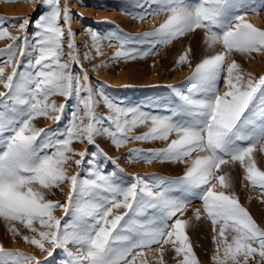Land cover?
<instances>
[{"label": "snow or ice", "instance_id": "6c2138e0", "mask_svg": "<svg viewBox=\"0 0 264 264\" xmlns=\"http://www.w3.org/2000/svg\"><path fill=\"white\" fill-rule=\"evenodd\" d=\"M40 2L49 5V11L34 22L37 29L34 51L38 54L34 63L29 61V69L32 70L18 72L14 68L12 74L4 79L3 68L0 67V84L7 90L0 91V105L7 108L5 102L13 101L10 114L0 113V131L12 133L7 137L0 136V217L10 223L9 230L19 236L20 232L11 225V222L19 221L39 236H23L25 242L41 251L47 250L44 241L50 243L54 250L62 249L67 257L65 264H133L136 256L142 255V252L134 254L135 249L150 248L153 244L162 248L163 244L169 243L177 255L183 254L181 264H198L185 231L188 222L177 218L171 225L167 224L178 213L182 215L186 207L185 201L170 195L168 188L154 192L142 177L136 178L137 182L130 186H122L102 174H96L97 179L93 181L79 180L78 174L68 176L64 167L71 159L69 153L80 157L75 160V166H80L86 155L85 152H74L71 147L74 140L94 144L96 136L106 134L119 147L129 139L167 141L170 133L174 132L177 139L171 140L165 149L146 154V159L147 162L153 159L183 161L191 153H197L183 179L174 183L190 188L203 187L200 199L214 226L213 231H217L215 226L220 224L216 242L218 252L222 247L223 256H214L215 264H240L238 257H243V264H248L250 259L255 264H264V230L258 227L234 195L215 192V184L209 180L228 157L245 166L246 179L253 186L264 189V171L257 168L252 155L256 146L264 150V128L253 130L251 135L241 134L242 117L257 88L264 85V76L254 80L249 74L245 80L238 73L239 65L232 61L226 69L225 82L229 90L221 94L216 87L220 74L225 70L226 53H264V30L246 22L244 15L234 14L235 0H196L195 4L189 0H156V10L146 16L164 12L167 13L166 19L154 32L145 33L139 39L155 37L161 44H166L188 32L204 29L208 47L222 44L225 51L204 58L190 77L203 93L196 99L183 96L181 112L192 117L190 122L150 115L137 107H121L103 91L100 95L111 114L101 117L96 113L98 101L94 99L89 77L70 70L71 63H79V57L74 54V33L70 27L66 30L61 26V11L63 23H70L67 6L61 9L59 0ZM27 25L28 21L24 20L19 27L23 30ZM66 34L69 42L65 57L63 41ZM91 36L97 52H100L101 37L95 32ZM3 38L19 39L0 29V39ZM15 47L13 44L3 50L9 54L7 63L14 58ZM123 47L121 43V49ZM19 52L21 56L27 54L24 48ZM122 57L134 59L135 53L125 50L115 53V58ZM186 59V54L181 55L179 62L184 63ZM52 95L66 99L74 97L77 109L70 125L61 133L65 138L54 142L51 139L38 141L45 130L32 126L34 118L48 116L50 112L62 113L65 108L64 104L58 107L55 103L49 104L47 101ZM81 110L83 116L79 115ZM52 118L59 121L60 115ZM84 119H87V124L83 123ZM105 121L109 126H104ZM149 122L147 132L129 137L132 129ZM244 140L252 143L249 146L238 143ZM48 149L53 151L49 153ZM92 162L88 161L89 164ZM217 179L221 186H231L227 176L221 175ZM65 181L71 186L67 203L45 199L44 190ZM85 194L87 199L83 203L76 201L77 196ZM56 208H63L65 215L71 212L76 222L66 223L61 228V220L53 215ZM121 208L125 211L113 216V210ZM147 209L155 210L159 215L158 224L140 223L134 219ZM87 218H91V222ZM196 218H200L199 210ZM36 221L40 229L34 227ZM131 234L136 238L130 239ZM70 244L77 247V253L68 250ZM253 244L258 247H253ZM52 255L53 252H49V256ZM34 260L33 256L0 245V264H33ZM36 264L40 262L36 261Z\"/></svg>", "mask_w": 264, "mask_h": 264}, {"label": "rangeland", "instance_id": "374dc122", "mask_svg": "<svg viewBox=\"0 0 264 264\" xmlns=\"http://www.w3.org/2000/svg\"><path fill=\"white\" fill-rule=\"evenodd\" d=\"M189 3L195 4L196 0H189ZM235 5L234 14L244 15L246 22L264 30V0H235ZM59 6L61 9L67 6L69 10L70 23H63V11H61V26L66 30L70 27L74 33L76 45L74 54L79 57V63H71L70 70L74 74H86L89 77L94 99L98 101L96 113L99 116L106 117L111 114L100 95L103 91L121 107H137L150 115L169 117L174 121L190 122L192 120L191 116L181 112L184 105L183 96L196 99L201 98L203 93L190 77L196 65L204 58L225 51L222 44L209 48L205 42L204 29L188 32L166 44H161L155 37L139 39L145 33L154 32L166 19L167 13L164 12L146 16L147 13L156 10L158 6L156 0H59ZM47 11H49V5L41 4L40 0H0V29L11 37L19 38L17 41L9 38L0 39V67L3 68L4 79L12 74L14 68L18 72L32 70L29 69V61L34 63L38 54L34 51L37 31L34 22ZM142 15L146 18L141 20L139 17ZM24 20L28 21V25L22 30L19 25ZM93 32L101 37L100 52H97L92 40ZM109 38H112L111 42ZM68 42L69 37L66 34L63 41L65 57L68 53ZM121 43L124 45L123 49H121ZM13 44L16 45L13 49L15 56L11 63H7L9 54L3 50ZM20 48H24L27 54L21 56ZM121 50L135 53V58H115V53ZM145 52L149 54L144 55ZM185 54L186 61L180 63V56ZM225 61V70L216 82V87L221 94L229 90L225 82L228 75L226 69L232 61L239 65L238 73L245 80L249 78V74L254 80L264 76V53H226ZM65 62L68 61L65 59ZM0 91H7L2 84H0ZM47 102L55 103L57 107L64 104V111L50 112L48 116H36L31 123L34 128L45 130L38 141L51 139L54 142L58 138H65L61 133L70 125L73 112L77 109V102L74 97L66 99L59 95L50 96ZM5 104L7 108L0 105V113L10 114L13 110V101L7 100ZM55 115H60L59 121L52 118ZM79 115H84L82 110ZM242 120L244 121L242 135H251L253 130L264 128V85L257 88ZM87 122V119H84L83 123L87 124ZM104 126H109L108 121L104 122ZM149 127L150 122L147 125H138L128 135L129 137L143 135ZM10 135H12L10 131H0V136ZM177 138L176 133L173 132L170 133L167 141L129 139L119 147L113 144L106 134L96 136L94 144L74 140L71 144L74 152H85L86 155L82 164L75 166V160L80 157L69 153L71 159L64 167L68 176L78 174L79 180L93 181L97 179L96 174H102L109 176L115 183L130 186L137 182L136 178L142 177L144 183L154 192L168 188L169 194L185 201L186 207L182 215L178 213L176 217L169 219L167 224L171 225L177 218L187 221L185 231L198 264H215L213 257L223 256V249L221 247L218 252L216 242L220 224L215 226L217 231H213L214 226L211 219L207 217L203 201L200 199L203 187L190 188L184 184L174 183L183 179L192 160L197 157V153H191L183 161L153 159L147 162L146 159V154L165 149L170 140ZM238 143L249 146L252 142L244 140ZM46 151L50 153L53 150ZM129 153L132 155L130 156ZM137 155L140 158H137ZM252 155L257 168L264 171V150L256 146ZM89 160L93 162L89 164ZM221 175H228L230 187L220 185L217 177ZM246 175L244 165L226 157V163L221 165L219 170H215V175L209 177V180L215 184V192L234 195L258 227L264 230V189L253 186L246 179ZM36 187L39 186L36 185ZM70 190V183L65 181L50 190H44L45 199L65 204L68 202ZM86 199L87 194L76 197V201L80 203ZM197 210L200 213L199 219L196 218ZM124 211L123 208L114 209L113 216L122 214ZM53 215L61 220V228L66 223L76 222L71 212L65 215L63 208H56ZM108 218L112 219V216ZM87 219L91 222V218ZM134 219L140 223L158 224L160 217L155 210L147 209L141 216ZM11 225L20 232L19 236L14 235L9 230L10 223L0 217V245L35 257L33 264H36V261L40 264H65L67 257L62 249L54 250L50 243L44 241L47 250L41 251L23 239V236L39 238L37 232L30 231L19 221H13ZM34 227L40 229L38 221L34 222ZM132 238H136L134 234H131L130 239ZM253 247L258 245L253 244ZM68 250L77 253V247L71 244L68 245ZM49 252H53V255L49 256ZM136 252H142V255H137L133 264H161V259L163 264H181L183 260V254L177 255L171 243L163 244L162 248L161 245L153 244L150 248L135 249L134 254ZM131 259L130 256L129 260ZM238 260L240 264H243V257H238ZM248 264H255V261L250 259Z\"/></svg>", "mask_w": 264, "mask_h": 264}, {"label": "bare ground", "instance_id": "6f19581e", "mask_svg": "<svg viewBox=\"0 0 264 264\" xmlns=\"http://www.w3.org/2000/svg\"><path fill=\"white\" fill-rule=\"evenodd\" d=\"M165 66H166V64H165ZM185 78H186V76H185ZM187 78H188V77H187ZM199 95H200V94H199ZM185 114H186V113H185ZM170 141H171V140H170ZM170 141H169V142H170ZM142 146H144V145H142ZM195 157H196V156H195ZM228 175H229V174H228ZM228 175H227V176H228ZM231 175H232V174H231ZM231 175H230V176H231Z\"/></svg>", "mask_w": 264, "mask_h": 264}]
</instances>
